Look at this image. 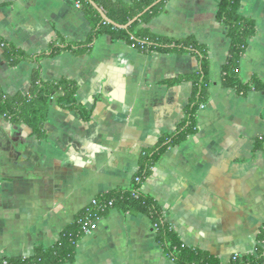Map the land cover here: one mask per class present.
Here are the masks:
<instances>
[{
  "label": "crops",
  "instance_id": "obj_1",
  "mask_svg": "<svg viewBox=\"0 0 264 264\" xmlns=\"http://www.w3.org/2000/svg\"><path fill=\"white\" fill-rule=\"evenodd\" d=\"M218 5L168 0L144 26L203 45L209 84L195 133L162 154L140 192L185 246L229 264L233 255L264 259V90L241 95L223 86L230 40ZM239 14L255 25L239 78L264 83V0H241ZM91 33L74 0H0V38L27 56L11 65L0 48V95L29 96L39 70L44 83L74 82L76 105L89 114L85 120L53 101L39 135L0 117V259L56 245L93 200L131 188L142 153L186 119L192 84L185 77L198 70L195 55L146 53L106 34L86 44ZM93 224L64 264H177L145 214L111 208Z\"/></svg>",
  "mask_w": 264,
  "mask_h": 264
},
{
  "label": "trees",
  "instance_id": "obj_2",
  "mask_svg": "<svg viewBox=\"0 0 264 264\" xmlns=\"http://www.w3.org/2000/svg\"><path fill=\"white\" fill-rule=\"evenodd\" d=\"M82 9L84 15L92 26V33L86 44L100 34H106L114 41H123L136 49L151 52L190 53L196 56L199 62L198 70L187 75L186 80L192 84V96L187 107V116L180 130L170 136L162 137L156 145L142 153L139 171L134 177L133 185L129 189H117L96 198V205H91L86 215H91L93 220L105 215L111 208H117L123 213L145 214L149 217L152 230L156 239L162 246L165 255L177 264H221L220 261L199 249L185 246L177 233L165 221L162 211L154 199L140 192L141 183L148 177L154 164L162 154L170 147L183 142L189 135L196 131L195 116L200 106L204 105L208 98L209 84V59L206 48L199 44L192 36L183 39H170L151 34L144 26L151 19L164 11V5L168 0H161L151 6L157 0H135L125 3L120 0H92L103 13L116 24L124 25L129 20L143 12L142 16L133 22L127 29H118L105 23L98 12L86 0H74ZM241 0H219L217 20L223 23L227 37L230 40V48L227 60L222 68V84L226 88L234 89L238 94L245 95L252 90H264V83L257 79L243 82L239 78V62L248 45V41L254 36V23L241 16L239 9ZM68 45L67 48H69ZM0 48L3 55L11 65H17L27 56L24 52L6 43L0 38ZM86 48V47H85ZM60 51L56 49L55 51ZM77 87L74 82L60 80L44 83L40 80L39 70H36L33 80V90L29 96L16 95L14 97L0 95V117L8 119L16 124L27 125L34 134L40 133L45 121L50 104L55 101L60 106L75 109L80 112L83 119L87 120L89 114L77 107L75 94ZM112 202L111 207L102 208L104 203ZM80 219L63 231L56 245L49 248L40 246L35 248L30 257L0 259V264H64L71 262L77 240L84 235L81 230ZM260 239L264 240V228ZM264 259L238 258L229 264H256L263 263Z\"/></svg>",
  "mask_w": 264,
  "mask_h": 264
},
{
  "label": "built area",
  "instance_id": "obj_3",
  "mask_svg": "<svg viewBox=\"0 0 264 264\" xmlns=\"http://www.w3.org/2000/svg\"><path fill=\"white\" fill-rule=\"evenodd\" d=\"M91 205H96V199L92 201ZM111 206H112V202L109 201L108 203H104L102 205V208L111 207ZM93 221L94 220L92 219L91 215H89V214L86 215L85 217H83L82 219H80L79 222H80V225H81V230L84 233V235H89V234L92 233V229H93V226H94ZM238 258H239L238 255H233L231 257V260L232 261H236ZM256 264H264V262L263 263H256Z\"/></svg>",
  "mask_w": 264,
  "mask_h": 264
},
{
  "label": "water",
  "instance_id": "obj_4",
  "mask_svg": "<svg viewBox=\"0 0 264 264\" xmlns=\"http://www.w3.org/2000/svg\"><path fill=\"white\" fill-rule=\"evenodd\" d=\"M86 1L98 12L101 19L105 23H107V24H109L115 28H118V29H127L133 22H135L141 16V14H139V15L135 16L134 18H132L131 20H129L126 24L119 25V24L114 23L110 19H108V17L103 13V11L92 0H86ZM159 1L160 0L156 1V3Z\"/></svg>",
  "mask_w": 264,
  "mask_h": 264
}]
</instances>
